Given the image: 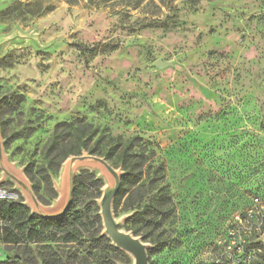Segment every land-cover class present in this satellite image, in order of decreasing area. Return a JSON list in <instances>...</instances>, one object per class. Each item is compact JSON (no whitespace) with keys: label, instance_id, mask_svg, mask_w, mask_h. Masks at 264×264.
<instances>
[{"label":"rangeland","instance_id":"374dc122","mask_svg":"<svg viewBox=\"0 0 264 264\" xmlns=\"http://www.w3.org/2000/svg\"><path fill=\"white\" fill-rule=\"evenodd\" d=\"M74 42L100 47L83 53ZM159 58L173 65L158 68ZM74 119L144 155L142 178L114 213L150 244V264H207L206 250L194 260L205 242L229 240L254 195L264 205V0H0V163L25 174L49 208L63 165L48 169L50 181L30 169L57 123ZM76 178L58 226L80 237L0 242V264H134L103 232L106 178L87 167ZM0 198L26 202L1 169ZM260 227L246 237L264 250Z\"/></svg>","mask_w":264,"mask_h":264},{"label":"trees","instance_id":"16d2710c","mask_svg":"<svg viewBox=\"0 0 264 264\" xmlns=\"http://www.w3.org/2000/svg\"><path fill=\"white\" fill-rule=\"evenodd\" d=\"M167 24L168 18L158 19L143 23L139 28H158L166 26ZM73 45L83 53H95L100 47L99 44L89 46L78 42H74ZM112 46V48L118 47L117 44H113ZM120 139L121 137L117 139L118 142L115 144H109L104 135L99 134L97 129H93L90 125L84 122L82 123L78 119L59 122L52 132L51 137L43 146L42 155L44 162L37 166V175L30 169L31 177L36 178L38 182L41 179L50 181L51 175L48 169H52L53 167L59 168L70 155L80 154L84 149L92 154L103 155L108 160L109 158L117 159L126 170V173L122 175V186L119 197L117 196L114 199V208H117L121 196L127 193L142 178V167L145 162V157L141 152L135 150L131 143L122 146ZM77 181V178H75V183ZM141 187V185H138L131 193V196L136 195L139 197ZM257 196L259 195H254V197ZM69 216L70 213L67 211L59 217H44L34 213L26 202L22 203L19 200L0 198V242L18 244L24 242H40L43 240L75 241L80 237L78 228L68 231V226H58L63 225L70 218ZM55 223L58 227L53 231L47 232L48 226L54 225ZM59 233H62V235H59ZM208 243L205 242L204 248L206 249H202L200 252L198 251L195 255L194 260L196 262L202 259L204 250H207V246L209 245Z\"/></svg>","mask_w":264,"mask_h":264},{"label":"water","instance_id":"95a60500","mask_svg":"<svg viewBox=\"0 0 264 264\" xmlns=\"http://www.w3.org/2000/svg\"><path fill=\"white\" fill-rule=\"evenodd\" d=\"M158 68L172 66V62H167L159 58L155 62ZM4 148L0 133V157L3 158ZM97 169L106 178V183L103 187V193L99 199L100 215L103 220V232L107 234L112 240L113 244L121 247L127 251L133 258L134 264H150L149 261V245L143 241L141 236L136 235L132 231L123 228L128 216H115L114 213V199L117 192L121 188V179L123 170L115 168L112 163L103 155L92 154L89 151H82L80 154L70 155L62 167V188H60L61 196L53 208H49L40 200H38L30 181L24 174L19 177L7 167L3 161L0 163V169L4 175L9 177L16 183L18 187L24 192L26 203L31 207L36 214L48 218H55L64 215L72 203L75 191V178L80 168Z\"/></svg>","mask_w":264,"mask_h":264},{"label":"built area","instance_id":"2783aa9c","mask_svg":"<svg viewBox=\"0 0 264 264\" xmlns=\"http://www.w3.org/2000/svg\"><path fill=\"white\" fill-rule=\"evenodd\" d=\"M244 212L233 217L229 240L208 243L204 255L207 264H264L261 262L264 250L260 238L246 237L247 233L260 229L263 223L264 205L260 196L254 197L253 206L247 207Z\"/></svg>","mask_w":264,"mask_h":264},{"label":"flooded vegetation","instance_id":"af4514ba","mask_svg":"<svg viewBox=\"0 0 264 264\" xmlns=\"http://www.w3.org/2000/svg\"><path fill=\"white\" fill-rule=\"evenodd\" d=\"M203 257V256H202ZM203 260V259H202Z\"/></svg>","mask_w":264,"mask_h":264}]
</instances>
